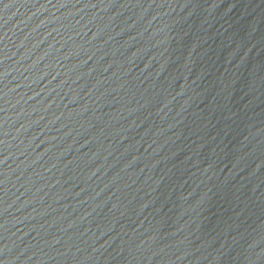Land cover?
I'll return each instance as SVG.
<instances>
[{"label": "water", "instance_id": "1", "mask_svg": "<svg viewBox=\"0 0 264 264\" xmlns=\"http://www.w3.org/2000/svg\"><path fill=\"white\" fill-rule=\"evenodd\" d=\"M0 264H264V0H0Z\"/></svg>", "mask_w": 264, "mask_h": 264}]
</instances>
